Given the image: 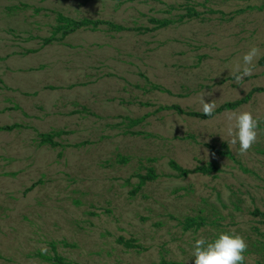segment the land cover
Returning <instances> with one entry per match:
<instances>
[{
  "label": "rangeland",
  "instance_id": "obj_1",
  "mask_svg": "<svg viewBox=\"0 0 264 264\" xmlns=\"http://www.w3.org/2000/svg\"><path fill=\"white\" fill-rule=\"evenodd\" d=\"M187 6L201 15L178 21ZM56 11L128 26L175 21L147 33L81 29L44 46ZM253 45L254 74L224 80ZM262 57L264 0H0V125H27L0 131V264H56L38 253L67 264H194L196 239L233 231L247 242L244 264H264V215L254 214L264 212V92L210 119L166 108L202 111V94L218 107L264 86ZM242 111L259 134L240 155L225 129ZM53 129L69 131L56 137L64 146L39 143ZM207 143H226L242 166ZM172 159L221 170L181 177ZM150 167L157 177L136 191Z\"/></svg>",
  "mask_w": 264,
  "mask_h": 264
},
{
  "label": "trees",
  "instance_id": "obj_2",
  "mask_svg": "<svg viewBox=\"0 0 264 264\" xmlns=\"http://www.w3.org/2000/svg\"><path fill=\"white\" fill-rule=\"evenodd\" d=\"M91 0H83L84 3H88ZM120 3L125 2H132L135 0H117ZM42 8H37V11H41ZM212 11V10H211ZM216 12V11H212ZM201 15V12L196 10L193 6H187V13L183 14L179 17L178 21H183L184 18H193V17H199ZM56 19L57 24L53 27L52 34L50 36L41 37L42 39V45H48L51 44L54 41L57 42H63L64 39L80 30V29H91L93 31L101 30V29H107L111 31H138L140 33H147L155 31L159 28L166 27L173 23L175 20L171 18H159L155 16H151L148 18L149 23L152 24V26H128L121 23L114 22L112 20L104 19V18H92V17H82V18H75L70 15H66L61 11H56ZM33 38H38L36 36H33ZM39 49L37 48H30L26 49L25 53H33L37 52ZM261 63H264V57L260 59ZM144 75L143 73H141ZM233 77H228L224 80L232 79ZM1 82H3L2 79H0ZM73 86V85H71ZM51 88H54V86H49ZM152 88L160 89V90H166L170 92L168 89H165L161 87L158 84L153 83ZM257 92H264V86H255L253 87L245 96L233 100V101H226L216 107L213 115L211 117L205 116L202 111L199 110H190L185 109L179 104H173V105H167L166 108L174 109L178 113L186 114L192 117H197L200 119H210L213 118L215 115L222 113L226 110H234L244 103L249 102V100L254 96ZM21 107L19 105H15L13 107H9L8 109H20ZM133 124L138 123L140 119H130ZM23 127H27V125L20 123V122H14L9 124H3L0 125V131H12L15 129H20ZM69 131H66L64 129H53L48 132H38V138L39 143L41 145L49 144L52 147L56 146H64L60 141L56 140V137L62 136L63 134L68 133ZM133 133H140V131H134ZM87 141H84L82 143H86ZM75 146L79 144H74ZM212 151L221 154L226 155L230 158H232L237 163H240V160L233 154V152L230 150L229 146L224 143L222 147H216L211 144H206ZM123 162L127 161V158L123 157L120 159ZM170 166L178 172V175L181 177H186L193 173H202V174H213L217 173L221 170L220 166L216 162H208L196 165L193 168H187L182 166L180 163H178L176 160L172 159L170 160ZM242 166V164H241ZM245 171H249V169L242 167ZM15 174V173H13ZM137 176L139 177V182L137 183L136 191L139 190L144 184H146L150 180H154L157 177V173L153 167H150L148 169V172L145 174L138 173ZM37 185V182L33 183L30 187H28L27 190L33 189ZM254 214L257 215H264L263 211H260L259 209H256L254 211ZM195 223L194 218H187L186 219V228H189L193 226ZM118 241L125 244L129 247H139L140 245L135 242V239H125L124 237H119ZM55 245V243H53ZM41 257H43L46 260L52 261L56 264H67L65 258L61 256L58 253H55L54 255H46L43 253H38ZM154 264H174L173 262L162 260L158 263Z\"/></svg>",
  "mask_w": 264,
  "mask_h": 264
},
{
  "label": "clouds",
  "instance_id": "obj_3",
  "mask_svg": "<svg viewBox=\"0 0 264 264\" xmlns=\"http://www.w3.org/2000/svg\"><path fill=\"white\" fill-rule=\"evenodd\" d=\"M261 50L253 45L230 69V75L239 84L245 77L254 74L255 62L259 59ZM205 95L200 97L202 112L211 117L217 107L215 100L205 102ZM226 135L230 137L229 145L239 143V154H246L258 139L259 120L250 111L234 112L227 117ZM245 239L235 233L221 232L213 240L201 237L195 240L192 257L194 264H244L247 250Z\"/></svg>",
  "mask_w": 264,
  "mask_h": 264
},
{
  "label": "crops",
  "instance_id": "obj_4",
  "mask_svg": "<svg viewBox=\"0 0 264 264\" xmlns=\"http://www.w3.org/2000/svg\"><path fill=\"white\" fill-rule=\"evenodd\" d=\"M81 30V29H80Z\"/></svg>",
  "mask_w": 264,
  "mask_h": 264
}]
</instances>
